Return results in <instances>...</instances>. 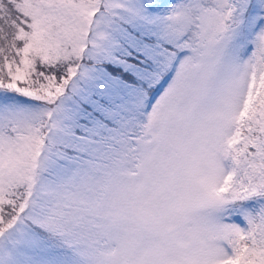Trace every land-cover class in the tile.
I'll use <instances>...</instances> for the list:
<instances>
[{"label":"snow or ice","instance_id":"6c2138e0","mask_svg":"<svg viewBox=\"0 0 264 264\" xmlns=\"http://www.w3.org/2000/svg\"><path fill=\"white\" fill-rule=\"evenodd\" d=\"M0 264H264V0H0Z\"/></svg>","mask_w":264,"mask_h":264}]
</instances>
